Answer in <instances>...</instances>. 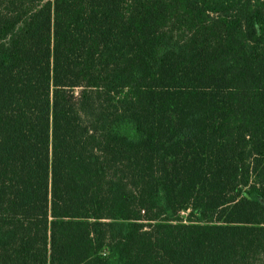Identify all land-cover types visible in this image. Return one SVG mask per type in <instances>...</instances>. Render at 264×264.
Listing matches in <instances>:
<instances>
[{
	"label": "trees",
	"instance_id": "16d2710c",
	"mask_svg": "<svg viewBox=\"0 0 264 264\" xmlns=\"http://www.w3.org/2000/svg\"><path fill=\"white\" fill-rule=\"evenodd\" d=\"M0 264H264V0H0Z\"/></svg>",
	"mask_w": 264,
	"mask_h": 264
}]
</instances>
